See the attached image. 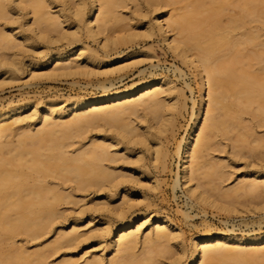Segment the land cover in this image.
Instances as JSON below:
<instances>
[{
    "label": "bare ground",
    "instance_id": "obj_1",
    "mask_svg": "<svg viewBox=\"0 0 264 264\" xmlns=\"http://www.w3.org/2000/svg\"><path fill=\"white\" fill-rule=\"evenodd\" d=\"M130 1L143 10V16L155 13L164 42L193 65L200 79L194 126L175 151L189 185L188 195L225 209L233 199L242 197L260 206L264 202V165L225 189L228 165L210 154L236 128L238 140L251 138L257 143L248 147L250 157L259 151L264 155L263 138L243 117L252 114L264 127V22L259 19L264 18V0H0L1 73L14 79L22 71L20 55L24 44L31 41L28 31L44 41L66 40L68 45L49 50L41 59H29L32 77L87 73L82 61L102 60L81 43L84 32L94 40L103 35V47L117 52L138 36L123 33L125 22L134 18L124 13ZM182 1V13H173V5ZM145 25L147 36L155 35V27ZM33 42L32 47L38 49ZM135 53L131 50L125 56ZM129 64L104 73L120 72ZM41 67L48 69L43 75L38 71ZM112 86L100 83L101 94L73 97L58 109H53L57 100H48L44 110L31 117L23 116L28 102H9L0 108V245L16 242L20 235L32 240L50 233L55 236L36 250L20 246L1 251L0 264H50L49 257L62 248L70 249L55 264H264V233L244 236L221 230L196 236L188 253L181 229L170 218L145 215L143 222L139 215L129 218L127 212L133 204L128 199L109 210L122 219L116 226L105 223L97 232L86 234L80 231L83 218L75 219L70 227L64 225L61 206L73 202L78 191L96 194L107 190L113 197L129 196L128 184L137 178L133 172L151 176L141 165V154L131 159L128 154L120 155L122 150L134 152L142 144L150 150L156 167L168 166L169 154L161 149L160 139L175 129L177 103L171 96L172 82L155 78L124 89L111 90ZM35 117L36 123L31 121ZM37 122L40 126L33 129ZM93 130L94 134L87 135ZM232 149L237 152L239 146L232 145ZM178 185L179 176L174 188ZM95 220L87 219L90 223ZM108 237L103 250L112 254L109 258L105 254L88 257L87 252L75 257L73 248L83 240L93 238L101 243ZM169 252L173 253L167 259L163 255Z\"/></svg>",
    "mask_w": 264,
    "mask_h": 264
},
{
    "label": "rangeland",
    "instance_id": "obj_2",
    "mask_svg": "<svg viewBox=\"0 0 264 264\" xmlns=\"http://www.w3.org/2000/svg\"><path fill=\"white\" fill-rule=\"evenodd\" d=\"M183 4V1L176 3V5L174 4V8L171 7L174 10L173 13H182ZM149 5V9H153V6ZM167 9L170 12L172 11L170 7H167ZM142 11V9L135 7L133 1H130L128 7L124 9V13L127 16H133L134 18L125 22L127 25L124 24L126 26L124 29H126L125 31L122 30L123 33L136 32L138 36L132 42L123 45V49L120 52L104 48L105 40L103 35L98 40H94L87 33H83L81 43L96 51L102 60L101 63L82 61L83 69L87 73H77L62 77L46 75L32 77L33 70L29 59H41L49 50H54L57 47L65 48L68 45L66 40H59L57 43L48 42L46 39L44 41L36 37L31 31H28L31 41L24 44L25 48L20 55L22 71L17 73L14 79H7L8 74L4 75L0 71V108L6 107L9 102L13 104L28 102L26 113L23 115L25 117H31L34 112L43 111L44 105L48 100H57L53 109H58L73 97L99 95L102 91L97 85L100 83H105L107 87L112 84L111 90H118L155 78H165L171 81L175 87L171 95L174 97L173 101L175 100L177 103L173 110L175 129L172 133L169 132L160 139L161 149L167 150L169 154L168 166L166 168L160 165L156 167L150 150L142 144L136 145V151L134 152L122 150L120 155L128 154L131 159H135L137 155L141 154L144 160L141 165L149 169L151 176H142L137 174V171L133 172L137 178L128 184L131 188L129 196L122 193L113 197L109 195L107 190L96 194L92 191H78V194L73 198V202L64 203L61 206L64 216L60 220L64 222L66 227H70L75 219L83 218L80 220V231L86 234L97 232L105 223H111L113 226L121 223L122 219L118 217V214H114L109 210H114L116 207L121 206L124 199H128L133 204V207L127 212L129 218L132 215H139L141 222H143L145 215H160L170 218L181 229L188 253H190L192 239L196 236L214 234L221 230L233 231L238 235L244 236L263 234L264 202L257 207L255 203H247L243 197L240 199L235 198L233 201L236 205L233 202V204L228 205L229 209H225L224 207H216L196 201L188 195L187 186L189 185L185 184V180L182 177V162L176 156L175 151L182 138L194 126L196 120L194 114L197 113L200 104V79L193 65L177 56L164 42L163 37L157 31L154 21L155 13L152 12L143 16ZM261 17H264L263 14ZM259 19L260 22H264L262 21L264 18ZM145 23L155 27V35L147 36ZM33 41H35L38 49L32 47L31 42ZM81 43L75 45L79 46ZM258 49H261V47H257L256 50ZM131 50L136 53L125 56ZM111 59L114 60L108 62ZM126 63H130L129 66L120 72L104 73L108 68H114ZM38 71L43 75L48 69L41 67ZM187 84L189 85L188 88L186 87ZM251 116L252 114L245 113L243 116L244 121L251 122L254 133L261 136L264 140V127H260L258 120ZM35 120L36 117L31 121ZM34 124L32 125L33 129L40 126L41 123L37 122L36 126ZM94 133L95 130L88 132L87 135ZM237 136L238 130L234 128L230 139H223L225 140L222 141L224 145L218 149L215 147L210 154L211 156L213 154L216 158L224 159L228 165V180L226 179L223 182L225 189L235 186L239 180L244 178V175L252 173L259 169L258 167L262 168L264 165V155L261 151L257 152L253 158L252 156L250 157L247 150L249 146H255L257 143L251 138L245 142L240 141ZM149 140L148 147L151 146L152 150V145L154 146V144L151 139ZM240 143L245 146L242 147ZM232 145L239 146V150L237 152L234 151ZM221 148L222 151H220ZM113 149L115 150L117 147ZM255 162L257 163L256 165L254 164ZM177 176H179V185L174 188ZM67 184L71 185V183ZM94 206H99V210H96ZM103 207L106 208L103 209ZM89 217H93L96 220L90 223L87 221ZM54 238L55 236L51 233L36 240H32L27 235H20L16 238V242L10 240L0 245V252H10V249L20 246L29 250H36L54 241ZM110 239L108 237L101 243H98L93 238L83 240L78 246L73 248L76 254L75 257L87 252L88 257H91L89 255L105 254L109 258L112 254L103 249ZM68 249L70 248H62L59 252L52 254L49 257L50 264H55L62 260L65 257L63 253ZM172 253L169 252L163 256L168 259ZM165 261L168 262L167 260Z\"/></svg>",
    "mask_w": 264,
    "mask_h": 264
}]
</instances>
